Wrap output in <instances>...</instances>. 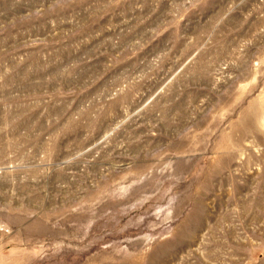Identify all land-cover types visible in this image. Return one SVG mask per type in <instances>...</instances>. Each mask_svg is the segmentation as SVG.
Returning a JSON list of instances; mask_svg holds the SVG:
<instances>
[{
  "label": "rangeland",
  "instance_id": "374dc122",
  "mask_svg": "<svg viewBox=\"0 0 264 264\" xmlns=\"http://www.w3.org/2000/svg\"><path fill=\"white\" fill-rule=\"evenodd\" d=\"M0 264H264V0H0Z\"/></svg>",
  "mask_w": 264,
  "mask_h": 264
},
{
  "label": "bare ground",
  "instance_id": "6f19581e",
  "mask_svg": "<svg viewBox=\"0 0 264 264\" xmlns=\"http://www.w3.org/2000/svg\"><path fill=\"white\" fill-rule=\"evenodd\" d=\"M196 137V136H195ZM194 147H193V141L190 139V150L191 151H194ZM201 149V148H200Z\"/></svg>",
  "mask_w": 264,
  "mask_h": 264
}]
</instances>
